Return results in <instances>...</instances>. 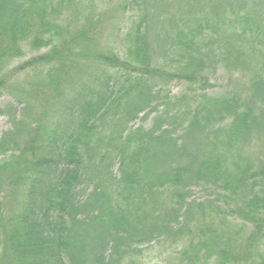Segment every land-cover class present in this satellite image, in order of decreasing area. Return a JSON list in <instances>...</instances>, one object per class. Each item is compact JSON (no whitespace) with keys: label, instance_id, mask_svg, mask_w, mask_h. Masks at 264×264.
<instances>
[{"label":"trees","instance_id":"obj_1","mask_svg":"<svg viewBox=\"0 0 264 264\" xmlns=\"http://www.w3.org/2000/svg\"><path fill=\"white\" fill-rule=\"evenodd\" d=\"M78 4L0 0V88L24 46L47 48L18 67L42 69L44 84L28 96L43 89V102L63 96L62 83L81 64L94 66L93 87H81L88 92L71 105L56 102L70 113L68 124L32 120L27 107L21 118L10 116L12 128L0 137V264H126L144 244L167 245L177 264H264V147L262 158L253 157L249 143L262 131L264 108L252 98L206 93L197 56L204 31L218 28L264 58V13L220 14L211 6L209 18L176 34L184 59L171 74L152 65L140 22L123 49H104L99 13L81 23ZM156 77L199 87L170 97L150 89ZM253 81L257 97L264 76ZM122 99L116 125L124 129L106 132L104 121ZM143 112H155L151 128H125ZM195 185L214 195L188 201Z\"/></svg>","mask_w":264,"mask_h":264},{"label":"rangeland","instance_id":"obj_2","mask_svg":"<svg viewBox=\"0 0 264 264\" xmlns=\"http://www.w3.org/2000/svg\"><path fill=\"white\" fill-rule=\"evenodd\" d=\"M78 2L80 4L76 6ZM76 5L74 7L81 23L83 18L90 13L95 15L99 13L100 31L103 32L101 45L104 49L110 48L114 51L123 49L128 44L126 33L137 22H140L141 30L144 31L146 28L148 32L147 37L151 47L148 53L152 58V65L167 68L171 74L177 68L183 67L184 56L182 57L175 44L176 34L186 35L198 20L201 21L204 17L209 18L211 6L218 7L221 11L220 14L230 9L242 13L251 12L247 11L248 9L253 11L258 9L259 12L264 13V0H76ZM227 13L229 14V12ZM63 19L65 20L66 16ZM213 19L215 22L217 21L216 18ZM203 27H206L205 24ZM206 29L207 27L202 30ZM211 30L204 31L205 40L199 44L201 53L197 55L203 59V68L207 70L206 76L210 86L205 87L206 93L214 96L235 95L239 98L242 97L243 100L252 98L258 105L260 102L259 106L264 108V102H262L264 98H260L264 94V85L259 88L262 94L258 92V96L254 97L256 87L253 81L255 74L264 76L263 56L254 52L243 38L235 35L230 36V32H223L218 28H211ZM46 51L47 48L35 51L24 46L23 55L13 59L3 70L6 84L4 88H0V137L11 130L12 117L15 115L17 118H21L27 107L30 109L28 115L33 116L32 120L44 117L52 125L62 127L68 124L70 113L67 110L58 109L59 103L56 102L61 100V102H65L63 104L71 105L75 98L77 99L82 90L81 87H93L89 83L91 77H87L94 70V66L83 63L79 68L69 73L70 81L62 83L64 87L62 93L65 91L63 96L61 94L58 98H49L46 95L47 101L43 102L41 96L43 89H40L36 95L32 93L31 96H28L30 90L33 92V87L37 83L44 84V80L41 79L42 69L31 67L22 70L18 67ZM148 81L152 83L150 89H160L162 94L167 93L170 97L181 95L187 91V88L197 89L199 87L198 82L189 87V83L183 79L168 77H156L153 81L151 79ZM82 91L88 92L89 90ZM122 106L123 99L120 101L119 107L110 113L109 117H106L103 126L106 132L110 130V133H118L122 128L124 129V126L118 128L116 125V117L121 114ZM145 112L139 113L136 119L125 125V128H151L155 112L144 115ZM262 113L264 116V111ZM261 128L259 136L257 137V132L256 136L249 140V143L252 142L251 155L257 158L263 157L259 148L264 147V125L261 124ZM1 158L0 156V160ZM115 169L116 167L113 168V172ZM190 190L188 201L195 202H202L206 198H210L215 191L205 185H195ZM166 247L167 245L163 244H156L153 247L152 244H144L139 246L140 252L133 253V262L125 263L177 264L170 251L164 250Z\"/></svg>","mask_w":264,"mask_h":264}]
</instances>
